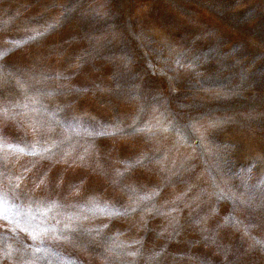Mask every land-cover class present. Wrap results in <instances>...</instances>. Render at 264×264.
<instances>
[{"label": "rangeland", "instance_id": "obj_1", "mask_svg": "<svg viewBox=\"0 0 264 264\" xmlns=\"http://www.w3.org/2000/svg\"><path fill=\"white\" fill-rule=\"evenodd\" d=\"M0 69V133L25 149L3 152L5 190L23 179L0 264L31 244L29 196L93 230L46 239V264H264V0H0ZM37 95L51 159L26 154L42 137L17 105Z\"/></svg>", "mask_w": 264, "mask_h": 264}, {"label": "snow or ice", "instance_id": "obj_2", "mask_svg": "<svg viewBox=\"0 0 264 264\" xmlns=\"http://www.w3.org/2000/svg\"><path fill=\"white\" fill-rule=\"evenodd\" d=\"M39 33H37L38 35ZM30 39H35V35L29 37ZM4 76L2 69H0V85L3 84ZM26 103L22 105H17V107L23 108L26 111V115L31 113L34 114L32 117V122L30 127L33 132H37L41 134V139H37L32 142L30 145V150L26 153L27 155L33 157H40L41 159H51L53 155H55V150L60 147L63 141H60L55 138V129L51 126V123L41 117V112L43 110V106L40 104L39 96H31L26 97ZM8 114V109L0 103V118L6 117ZM167 130V129H165ZM138 131L151 133L152 129L149 126H145V128L138 129ZM15 149L21 153H24L25 149L20 147L19 144H13L8 141L2 133H0V221H8L10 225L13 224V220L9 217V200L11 197L19 198L17 193L20 190L21 180L23 176L17 175H8V184L9 189L5 190L4 188V180L6 173L4 172L3 164H4V149L5 148ZM68 153L65 152L64 155ZM81 159L84 157L81 156ZM135 163L140 164L142 160H137ZM34 166V165H33ZM47 174L44 173L40 177L39 184L36 185L39 188L41 185L45 184ZM134 191V190H133ZM27 195V194H25ZM158 195V191L153 190L150 194H144L139 196L140 200H149ZM180 197H177L179 199ZM28 205L26 210L23 212L25 216V225L21 229L23 232L27 233L31 244L25 245L23 252L21 253V264H46L49 258V249L44 246V242L46 239H53L58 241H64L68 243H76L73 240V236L77 233H81L83 235L92 236V231L90 229H84L82 226L74 227V221L78 220V217L69 216L66 221L63 222V227H60L62 221L56 219L55 215L51 216L52 220H56V224L54 226H50V214L55 213L57 209L62 207L58 200L47 199V198H36V197H28ZM239 204L251 206L250 200L239 199ZM15 206V205H12ZM90 212L94 214L98 212L101 215H126L128 214V209L124 212H120L118 209H109L107 205L104 207H100L98 204H95L88 209ZM136 209L132 207L130 211L134 212ZM172 211H175L173 209ZM22 213L16 212L14 215L19 217ZM83 219H88L87 216H84ZM174 219V218H173ZM232 218L229 217L226 219V223L231 221ZM19 220L15 221L14 227L11 228L12 231H15L17 228H20ZM107 227V225H104ZM97 234H99V229L95 230ZM7 237L0 231V254L5 257L11 258L13 254L18 251L14 249L11 245H6ZM92 242H95L94 238ZM257 244L264 248V241H256ZM108 251H112L111 248ZM131 255H136V253H131ZM63 264H75V261L65 260Z\"/></svg>", "mask_w": 264, "mask_h": 264}]
</instances>
